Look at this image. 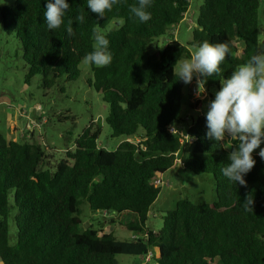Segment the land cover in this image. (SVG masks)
Here are the masks:
<instances>
[{
  "label": "trees",
  "instance_id": "trees-1",
  "mask_svg": "<svg viewBox=\"0 0 264 264\" xmlns=\"http://www.w3.org/2000/svg\"><path fill=\"white\" fill-rule=\"evenodd\" d=\"M190 1L152 0L151 18L141 22L130 11L137 0H116L103 19L87 10L85 0H68L63 24L48 30L46 0H15L13 6L0 0L4 31L16 35L23 48L27 82L41 76L46 90L59 79L76 82L84 56L94 48L93 33L106 36L112 61L91 65L88 84L109 108L112 136L127 138L107 150L99 146L102 128L89 126L73 150L48 167L45 146L0 136L2 264H120L118 255L142 257L153 250L154 264H264V161L253 153L256 165L245 177L246 187L227 180L221 169L237 141L229 149L223 140L214 144L206 137L202 113L210 90H219L220 80L260 51L264 1L203 0L192 41L185 45L171 35L162 47L159 38L185 19ZM81 13L82 23L75 19ZM205 40L226 42L230 54L219 74L207 80L205 95H190L183 117L187 84L178 81L177 66L188 46ZM173 125L182 126L184 135L171 132ZM179 159L186 170L213 176L217 200H180L163 217L162 227L153 229L149 214L161 192L155 181ZM250 193L252 211L242 205ZM84 202L92 211L130 214V221L120 225L137 238L83 229Z\"/></svg>",
  "mask_w": 264,
  "mask_h": 264
},
{
  "label": "rangeland",
  "instance_id": "rangeland-1",
  "mask_svg": "<svg viewBox=\"0 0 264 264\" xmlns=\"http://www.w3.org/2000/svg\"><path fill=\"white\" fill-rule=\"evenodd\" d=\"M1 3L13 6L15 0H1ZM202 4L203 0H191L185 19L172 27L170 33L161 36L158 44L163 47L171 35L185 45L190 43ZM262 11L260 21L264 27V3ZM194 51L195 48L188 46V52L180 63L190 59ZM260 51H264L263 33L260 35ZM80 68L82 76L76 82L59 79L50 90L42 87L41 76L28 83L22 45L16 35H9L4 31L0 21V136L8 140L33 142L45 146L48 167L55 166L59 160L65 158L67 151L73 150L76 139L89 126L95 129L102 128L100 147L115 150L127 138L112 136V131L106 123L109 108L102 95L88 84V80L93 78L91 65L83 60ZM216 91L218 90L211 89V96L205 98L203 114L207 110V103L214 99ZM190 95L196 98L200 96L197 77H194L184 89L183 117L188 114ZM204 95L205 93L202 94ZM171 132L184 135L180 125H173ZM135 138L131 137L129 140L138 142ZM223 142L229 149L231 141ZM261 147L264 148V144ZM258 152L259 149L254 154ZM162 178L169 182V185L161 186L158 200L150 211L148 226L153 229L162 227L163 217L175 209L180 200L189 199L198 204H208L217 200V189L211 175H196L177 163ZM82 211L83 229L93 226L100 232L113 233L118 239L128 241H133L138 236L120 225L130 221L132 218L130 214L114 215L92 211L86 202L82 204ZM11 230L13 234L15 226L12 225ZM152 252L155 254L154 250ZM117 260L120 264H146L141 257L129 255H118ZM147 264H154V261L151 260Z\"/></svg>",
  "mask_w": 264,
  "mask_h": 264
},
{
  "label": "clouds",
  "instance_id": "clouds-1",
  "mask_svg": "<svg viewBox=\"0 0 264 264\" xmlns=\"http://www.w3.org/2000/svg\"><path fill=\"white\" fill-rule=\"evenodd\" d=\"M115 3L116 0H85L87 10L97 14L98 19L105 18L106 12L111 11ZM151 4L152 0H137V5L130 11L139 21L146 22L151 18L147 10ZM69 9L68 0H46L43 19L47 29L60 28ZM75 19L82 23L85 16L81 13ZM93 36L94 48L84 56V61L99 67L109 65L112 61L109 40L100 32H94ZM229 54L226 42H201L195 46L191 58L179 64L178 81L190 84L197 77L198 94L202 95L207 80L219 74L220 65ZM206 109V137L214 144L222 140L237 141L227 157L228 162L221 169L222 175L235 186L246 187L245 177L256 165L253 153L257 149L258 156L264 161V148L261 147L264 144V51H257L220 80V89L207 103ZM253 204L254 195L250 193L242 205L252 211Z\"/></svg>",
  "mask_w": 264,
  "mask_h": 264
},
{
  "label": "built area",
  "instance_id": "built-area-1",
  "mask_svg": "<svg viewBox=\"0 0 264 264\" xmlns=\"http://www.w3.org/2000/svg\"><path fill=\"white\" fill-rule=\"evenodd\" d=\"M178 164L183 167L185 163L182 161V159H179ZM167 184L169 185V182H165L162 177L158 178L155 181V185L158 187H161V186L167 185ZM153 254H154L153 252H149V254L147 256H142L141 258L144 261V263H146V264L149 263L152 260Z\"/></svg>",
  "mask_w": 264,
  "mask_h": 264
},
{
  "label": "crops",
  "instance_id": "crops-1",
  "mask_svg": "<svg viewBox=\"0 0 264 264\" xmlns=\"http://www.w3.org/2000/svg\"><path fill=\"white\" fill-rule=\"evenodd\" d=\"M207 95V94H206ZM208 96V95H207ZM184 130V129H183ZM185 132L183 131V134H184Z\"/></svg>",
  "mask_w": 264,
  "mask_h": 264
}]
</instances>
